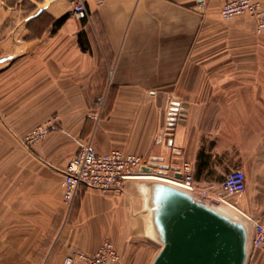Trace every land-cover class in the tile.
Instances as JSON below:
<instances>
[{"label":"crops","instance_id":"obj_1","mask_svg":"<svg viewBox=\"0 0 264 264\" xmlns=\"http://www.w3.org/2000/svg\"><path fill=\"white\" fill-rule=\"evenodd\" d=\"M79 1L84 20L75 0H0V264H63L105 240L118 264L152 263L142 179L63 202V170L86 140L142 157L151 174L187 162L211 202L240 169L246 189L228 200L250 242L264 225V33L248 16L221 19L227 0ZM56 117L45 139L24 142ZM247 264L264 253L249 245Z\"/></svg>","mask_w":264,"mask_h":264},{"label":"built area","instance_id":"obj_2","mask_svg":"<svg viewBox=\"0 0 264 264\" xmlns=\"http://www.w3.org/2000/svg\"><path fill=\"white\" fill-rule=\"evenodd\" d=\"M73 7L74 13L79 19L88 17L83 2L75 0ZM219 15L223 20L248 16L254 19L256 30L264 32V0H227L221 6ZM104 100L103 96L96 99L98 113L91 115L96 120L100 116ZM57 121V117L51 118L35 126L25 136L24 142L30 145L42 141L57 126ZM147 166V162L142 157L118 149L99 154L92 142L86 140L70 158L63 170L61 180L63 202L70 205L81 187L102 192H122L126 181L145 179L147 173L142 169ZM177 173L181 175V178L173 177L168 182L194 192L189 164L185 162ZM245 189L246 179L240 169H235L227 174L220 183V191L227 196L243 193ZM250 245L253 249L264 251V225L259 221L252 224ZM120 260L117 248L110 240H105L93 253L80 250L72 252L64 258L63 264H118Z\"/></svg>","mask_w":264,"mask_h":264},{"label":"water","instance_id":"obj_3","mask_svg":"<svg viewBox=\"0 0 264 264\" xmlns=\"http://www.w3.org/2000/svg\"><path fill=\"white\" fill-rule=\"evenodd\" d=\"M141 187L151 238L160 246L151 264H247L250 229L242 216L169 182L143 179Z\"/></svg>","mask_w":264,"mask_h":264},{"label":"rangeland","instance_id":"obj_4","mask_svg":"<svg viewBox=\"0 0 264 264\" xmlns=\"http://www.w3.org/2000/svg\"><path fill=\"white\" fill-rule=\"evenodd\" d=\"M255 31H256V33L257 34H263L264 32H258L257 30H256V28H255ZM143 159V158H142ZM144 160V159H143ZM145 168H150V166L148 165L147 167H145ZM146 173H150L151 174V172L150 171H145ZM165 175H168V173H165ZM169 177H168V179H172V175H168ZM141 180V179H140ZM143 180V179H142ZM139 181V180H138ZM228 197L230 198V197H232V196H227V195H224L223 193L220 195V196H218V198H213V200H212V202L213 203H219V204H221V205H223V206H225V207H227V208H229L231 211H234L235 213H239V214H241L237 209H235V207L234 206H231V204H230V202H229V200H228ZM226 202V203H225ZM144 238H146V237H144ZM255 250H258V251H261V252H263L264 253V251L263 250H261V249H255ZM121 257V256H120Z\"/></svg>","mask_w":264,"mask_h":264},{"label":"bare ground","instance_id":"obj_5","mask_svg":"<svg viewBox=\"0 0 264 264\" xmlns=\"http://www.w3.org/2000/svg\"><path fill=\"white\" fill-rule=\"evenodd\" d=\"M87 14H89L88 11H87ZM84 19H86V18H84ZM168 177H169L168 175H160V174H155V173H153V174L147 173L145 179H155V180H161V181H167V182L168 181H171V178L168 179ZM172 178H173V176H172Z\"/></svg>","mask_w":264,"mask_h":264},{"label":"trees","instance_id":"obj_6","mask_svg":"<svg viewBox=\"0 0 264 264\" xmlns=\"http://www.w3.org/2000/svg\"><path fill=\"white\" fill-rule=\"evenodd\" d=\"M65 18H66V17H62L61 19L57 20V21L55 22V26H56V27H59V26L63 23V21L65 20ZM83 20H84V19H83Z\"/></svg>","mask_w":264,"mask_h":264}]
</instances>
